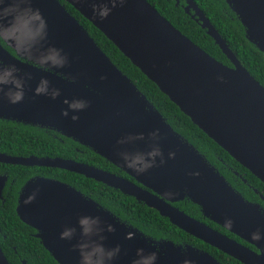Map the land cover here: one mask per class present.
Listing matches in <instances>:
<instances>
[{
	"label": "water",
	"instance_id": "water-1",
	"mask_svg": "<svg viewBox=\"0 0 264 264\" xmlns=\"http://www.w3.org/2000/svg\"><path fill=\"white\" fill-rule=\"evenodd\" d=\"M65 1L207 136L264 183V87L240 64L193 0H185L184 11L214 39L232 66L210 56L147 0ZM225 1L248 40L264 53V0ZM105 7L110 11L101 16ZM0 36L4 43H0V69L14 66L23 90V98L10 103L7 92L13 85L0 84V119L37 125L72 138L133 181L68 158L0 152V162L61 168L93 178L143 202L178 228L241 263L264 264V207L247 200L171 127L59 0H0ZM60 57H66L63 66L55 63ZM42 78L48 82L47 91L37 94L34 90ZM56 89L59 92L53 98L51 92ZM79 100H85L86 107H70ZM154 145L159 146L163 163L157 156L143 172L125 163V155L132 159ZM169 152L174 156L169 157ZM6 179L5 174L0 175V199ZM185 198L198 205L204 217L255 249L172 204ZM16 212L35 229L34 236L59 264H80L78 245L86 238L80 234L78 219L85 215L100 217L103 230L92 240L106 249L118 247L111 264H136L138 256L148 254L155 255L154 264H223L191 244L145 235L74 186L54 178L27 180ZM109 224L112 231L107 230ZM65 227L76 229L71 239L61 238ZM255 231L260 232V240L252 239ZM0 264H9L1 247Z\"/></svg>",
	"mask_w": 264,
	"mask_h": 264
},
{
	"label": "trees",
	"instance_id": "trees-1",
	"mask_svg": "<svg viewBox=\"0 0 264 264\" xmlns=\"http://www.w3.org/2000/svg\"><path fill=\"white\" fill-rule=\"evenodd\" d=\"M59 1L87 30L115 66L126 74L159 110L171 127L204 155L208 162L215 166L247 200L258 202L264 207V200L260 198V196L264 197V183L194 124L98 28L65 0ZM147 1L175 28L210 56L227 66H232L214 39L206 33L199 22L184 11L181 6L184 0H178V2L176 0ZM193 1L223 38L240 64L264 87V53L248 40L242 23L227 2L225 0ZM0 41L2 40L0 39ZM7 49L13 53L10 48ZM0 152L18 156L35 155L73 159L133 181L132 177L89 147L54 130L37 125L0 119ZM229 167L235 170L238 175L234 174ZM4 172L8 174V180L3 190L2 199H0V247L9 264H22V260H26L27 264H59L43 247L40 240L34 236L35 229L21 221L16 212L18 190L33 175L54 178L74 186L83 194L109 209L122 221L137 227L153 239H168L175 244H191L209 252L223 264H243L178 228L167 217L161 216L155 209L143 202H138L134 197L93 178L61 168L0 162V174ZM173 204L194 218L255 249L252 245L204 217L199 206L189 199L185 198Z\"/></svg>",
	"mask_w": 264,
	"mask_h": 264
},
{
	"label": "clouds",
	"instance_id": "clouds-1",
	"mask_svg": "<svg viewBox=\"0 0 264 264\" xmlns=\"http://www.w3.org/2000/svg\"><path fill=\"white\" fill-rule=\"evenodd\" d=\"M123 2V0H121ZM110 11L109 8L105 7L101 9L100 15H106ZM3 37L0 36V39ZM66 62V57H60L57 61H55L57 66H63ZM14 66H8L6 68L0 69V84L11 83L13 85V89L7 92L8 100L10 103H16L23 98V90H22V82L17 79L14 75L15 73ZM47 80L42 78L40 84L34 90L37 94L47 91ZM59 90H53L51 95L55 98L58 95ZM87 102L85 100H79L74 104H71L70 107L74 109H83L86 107ZM64 114H67L65 112ZM73 119H76L77 116L74 113ZM153 137L156 136V133L152 134ZM169 157L174 156L173 152L168 153ZM161 156V163H163V157L161 155V150L158 145H154L147 153L135 155L132 159H128L125 155V163L134 168L137 172H143L151 167L156 161L155 157ZM31 198V197H30ZM230 223V221H229ZM78 225L80 228V234L82 237L86 239L81 240L79 242V250H80V264H111L112 258L115 255V252L118 251V247L115 249H106L104 245L97 240H92L91 237L98 236L99 233L103 230L100 226V217L99 216H82L78 219ZM107 230L112 231L113 226L107 225ZM76 229L74 227H65L61 233V238L71 239ZM251 237L253 240H260L261 234L259 231H255L251 233ZM100 240L103 237H99ZM139 253H142L143 250H138ZM155 255L148 254L147 256H138L136 264H154ZM186 264H191V262H186Z\"/></svg>",
	"mask_w": 264,
	"mask_h": 264
},
{
	"label": "flooded vegetation",
	"instance_id": "flooded-vegetation-1",
	"mask_svg": "<svg viewBox=\"0 0 264 264\" xmlns=\"http://www.w3.org/2000/svg\"><path fill=\"white\" fill-rule=\"evenodd\" d=\"M185 4V0H184V3L181 5L182 6V8H183V5ZM192 12V11H191ZM0 43L1 44H3L4 45V43L2 42V41H0ZM8 48V47H7ZM9 50V49H8ZM3 153H5V152H3ZM7 154V153H6ZM8 155H12V154H8ZM13 156H18V155H13ZM215 167V166H214ZM224 167V166H223ZM216 168V167H215ZM230 168V167H229ZM217 169V168H216ZM231 169V168H230ZM218 170V169H217ZM219 171V170H218ZM231 171H233V173L234 174H237L238 175V173L235 171V170H232L231 169ZM6 175L7 176V179H6V181H5V184H4V187H3V189H2V195H3V190H4V188H5V185H6V182H7V180H8V174L6 173V172H4V173H1L0 175ZM35 176H41V175H35ZM34 175L33 176H31L30 178H32V177H35ZM29 178V179H30ZM29 179H27V180H29ZM226 179V178H225ZM26 180V181H27ZM244 180V179H243ZM25 181V182H26ZM245 181V180H244ZM25 182L21 185V187L19 188V190H18V193H17V199H18V196H19V193H20V191H21V189H22V187H23V185L25 184ZM260 198H261V196H260ZM1 199H2V197H1ZM262 199V198H261ZM262 200H264V199H262ZM174 203V202H173ZM172 203V204H173ZM258 203V202H257ZM174 205V204H173Z\"/></svg>",
	"mask_w": 264,
	"mask_h": 264
}]
</instances>
